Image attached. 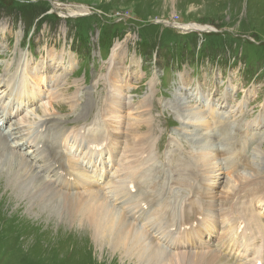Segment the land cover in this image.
I'll use <instances>...</instances> for the list:
<instances>
[{
	"label": "rangeland",
	"instance_id": "1",
	"mask_svg": "<svg viewBox=\"0 0 264 264\" xmlns=\"http://www.w3.org/2000/svg\"><path fill=\"white\" fill-rule=\"evenodd\" d=\"M196 23L211 28L186 31L181 27ZM115 48L117 54L113 56ZM14 75L24 76L41 98L27 103L25 97H17L14 81L8 88L0 83V101L16 116L7 129L18 119L24 138H13L10 143L26 141L22 149L13 151L3 146L5 153L0 152V264H151L130 248L110 250L111 245L102 243L91 231L89 221L67 212L63 199H42L40 194L45 189L35 185L41 177H49L34 174L35 168L30 167L33 162L25 154L36 149L37 142L32 140L37 136L33 130L39 127L36 123L48 119L50 128L66 129V149L78 157L81 165L121 179L124 173L118 164L112 165V157L104 147L97 146L92 167L86 160L89 148L68 144L75 135L84 144L94 129L101 130L102 122L109 127L106 102L115 90L120 89L123 102L130 104L122 109L124 119H119L125 133L112 143L118 151L125 148V134L139 124L144 127L142 133L146 129L152 132L153 153L158 157L148 165L159 173L155 177V171H151L146 180L151 189L142 182L140 191L151 193L155 180L162 177L163 186L171 190L166 197L173 195L168 202L172 201L173 210H177L173 220L184 216V207L192 198L188 189L174 182L176 161L179 154L182 160L199 157L207 147L199 149L201 140L221 148L232 142L245 148L241 156L233 150L230 155L218 157L220 165L211 180L203 181L213 184L209 195L213 203H218L216 211L222 208L216 198H229L233 193L225 192V184L235 182L229 176H249L252 167L264 169V0H0V79L11 80ZM14 98L19 112L14 109ZM143 100L148 108L136 109ZM179 102L195 111L203 109L208 121L196 122L185 106L178 107ZM87 104L89 108L85 110ZM41 106L47 107V114H43ZM218 113L232 126L233 139L223 136L219 124L212 125L218 123ZM238 123L241 126L235 128ZM101 132L104 137L105 130ZM215 132L223 142L214 136ZM238 135L241 144L235 141ZM22 155L30 165L15 163L14 159ZM143 157L147 156H142L145 163ZM37 159L34 165L40 163ZM249 161L254 163L245 170ZM231 163L242 164L237 175L224 172ZM144 165L147 170L148 165ZM26 170L34 174L29 184L23 181ZM261 176L264 178V172ZM69 191L75 190L65 186L55 192L63 195ZM107 192L110 195V189ZM260 199L253 209L264 219V196ZM213 219L216 233L221 235L218 215ZM163 222L146 229L138 222L137 229L146 233L143 242H149L151 232L159 244L166 242L172 257L176 247L189 240L185 237L176 242L169 227H162ZM55 238L58 243L53 242Z\"/></svg>",
	"mask_w": 264,
	"mask_h": 264
},
{
	"label": "bare ground",
	"instance_id": "2",
	"mask_svg": "<svg viewBox=\"0 0 264 264\" xmlns=\"http://www.w3.org/2000/svg\"><path fill=\"white\" fill-rule=\"evenodd\" d=\"M75 15L76 14H74V16ZM181 27L187 31L206 30L211 28V26H204L197 23L189 25L183 24ZM113 53V56L117 54L116 48L113 50ZM40 67L42 68V66ZM12 81H14L13 85H17V97H25V102L29 103L31 101L33 103L36 99L39 100L41 98L38 94L39 92L37 93L33 88L28 86L30 84H27L28 82L25 80L24 76L18 77V75H14L11 80H5V77L0 79V83L6 85L7 88L10 87ZM2 90L3 93L6 89ZM13 101L16 102V104H14V109H19V107H17L16 98H14ZM123 101L121 90L118 89L113 91L106 102L109 110L105 115L108 117L107 120L110 121V123H108L109 127L105 122H102L103 126L101 130L100 127L94 129L90 133V136L88 135L89 138L84 144L79 142L80 136L77 135L74 136V141L69 140L68 143L70 144L69 147L73 146V148H77V146L78 148H89L90 151L87 153L90 154V157L86 160L87 165L92 167L95 166L94 155L96 154L97 146L104 147L105 152L109 154L108 157H112V165L114 166V164H118L117 166H119L121 172L124 173V176L119 180H115L108 173L98 174V172H95L93 169L90 170V167L88 168L87 166L81 165L78 157L71 155L66 149V129L63 130L61 127L50 128L48 125V119L44 120L42 118L43 120L36 123L39 127L33 128V130L37 133V136H34L32 140H35V142L38 143V147L35 145V150H27L25 154L31 158L33 165L37 158L40 163L38 162V165L35 164L34 166H31L28 162V158L24 155L18 158L16 157L14 160L17 159L15 163L18 165L28 163L31 168L34 167V174H36V172L44 173L49 177L48 179L46 177H41L39 184L37 183L35 185V188H38L39 186L44 187L45 189V192L40 194L41 198L46 199L56 196L63 199V202L68 208L67 212L74 215L79 214L83 220L89 221L88 224L91 231H93L94 235L102 243H109L111 245L110 250L112 249L114 251L118 247L130 248L137 252L139 257L141 256L142 259L149 261L151 264H158L165 260H173L171 262L172 264H257L259 261L264 262V219L263 216H260V213L255 211L256 209H253V204L255 202L260 203L261 196H264V178L261 176L264 169L260 170L261 168H259L258 171L252 167L250 171H248L249 176L244 174L236 177L229 176L233 178L235 182L233 185L231 184L228 186L231 180L228 182L226 181L225 188L228 189H225V192L233 191V193L229 198L222 196L216 198L218 202L220 201L222 204V208L216 211L218 203H213V200H211L212 196L209 195L213 192V184L206 185L203 181H207L209 178L211 180L212 173H214L217 170L216 167H219L220 165L218 157L228 154L230 155L233 150H238V155L241 156L242 149L245 148L233 142L227 144L225 148H221L223 146H211V144L208 145V142L201 140L199 149L207 147L206 151H202L199 157H196L193 160H182L180 159L179 154V159L176 161L175 171L177 172V178L174 179V182L183 186L185 189H188L189 192L192 193V198L189 199L187 205L184 207V216L181 217L180 220H173L172 215L174 213L177 215V210H173L172 201L170 203L168 202V197L171 198L173 195L166 197L171 190H168L163 186V180H161L162 177L159 176L160 179L155 180L154 187L152 191L150 190L151 193L148 191L142 194V191H140V184L144 182L146 185V180L148 176L151 175V171H155L154 176L158 177V175H155L158 170L148 165V163L153 161L154 157H158L156 154L154 156L153 153L155 140L152 136V132L146 131V129L142 133L141 130L144 127L139 124L137 125V128L133 127L134 129H130L131 131L125 134V148L118 151L114 147V143H112L113 141H117L122 137V134L125 133V131L122 133L123 123L122 120L119 119L123 118L121 113L122 109H125V105L130 104V102ZM3 103L4 101H0V120H2V124L0 125V152L3 150V153H5L3 146L14 151V149L17 150L24 148L26 141H17L15 144L10 143V140L13 138L18 137L21 140L24 138L21 136L22 127L17 118V120L12 121L13 124L7 129L8 123L11 119H14L15 116L11 114L9 109H5L7 107H4ZM206 103H208V101ZM183 106H185L184 110L190 111L189 116L192 119H195L196 122L208 121L203 109L195 111L193 110L194 108H189L187 103H178L179 108ZM142 107L148 108L145 100H143L136 109ZM41 108L43 114H45L47 112V107L41 106ZM88 108L89 106L87 104L84 109L88 110ZM209 108L211 110L212 107L209 106ZM238 109V111H240V108ZM40 110V108L37 109V111ZM212 115L214 114L212 113ZM215 118L218 123H213L212 125L216 126L219 124L223 136L230 138L232 135L230 131L232 126H230L226 122L224 116H221L219 113L215 115ZM192 119L189 120L191 121ZM35 120L36 118L33 121ZM141 122H143V120ZM239 123L235 125V128L241 126ZM255 124L258 125L257 122H255ZM139 127H141V129L138 133ZM104 130L106 135L103 137V132L101 131ZM137 133L138 136L136 137ZM214 136L223 142V139L218 132H215ZM235 138H237L235 141H239V144H241L240 136H235ZM228 145H231V147ZM144 155L147 156L143 157L147 160L145 163L142 160V156ZM131 162H135L136 165L132 166ZM253 163V161H249L244 169H248ZM144 164L148 165L147 170H144L146 168ZM241 166L242 164L239 163H231V165L227 166V169L224 170V172L237 175L240 172L239 170L237 171V168L239 169ZM129 172L133 176L132 178H130L128 174ZM252 172L256 174H253ZM34 174L29 171L23 174L24 183L29 184L28 181ZM250 177L252 178L246 181L244 185L236 186L239 182L249 179ZM25 178H28V180ZM198 178L201 179L198 180ZM37 179L39 178L37 177ZM57 181L59 182L58 184L55 183ZM131 183L132 187L129 186ZM65 186H69V188L73 187L75 191H69L67 193L63 192V195L55 192L56 190L57 192H61ZM142 187L143 186H141V188ZM146 187L151 189L147 185ZM133 188H135V190H133ZM107 189H110V195L108 194ZM115 202H117V205H115ZM135 209H139V216L138 214L136 216V213L139 212H134ZM215 215H218L219 224H221L220 228L223 232L221 235H219V232L216 233L214 228L215 221L213 218ZM144 217L147 218V220H144ZM160 221H164L161 224L162 227H169V232L170 228L173 227L175 228L174 235L179 233L176 242H179L185 236H191L194 237V239L189 240L184 246L180 245L176 247L177 252H175V255L169 257L171 251L167 250V248L169 249L170 247L166 246V242L163 245L159 244L158 241H156V236H154L152 232L150 235L147 231L146 232L149 234V242L146 240L143 242V237L146 233L137 229L138 222H141L146 229L153 227L154 223ZM242 222L245 227L241 231L240 225ZM188 226L190 228H187ZM173 237L174 236H172V238Z\"/></svg>",
	"mask_w": 264,
	"mask_h": 264
},
{
	"label": "trees",
	"instance_id": "3",
	"mask_svg": "<svg viewBox=\"0 0 264 264\" xmlns=\"http://www.w3.org/2000/svg\"><path fill=\"white\" fill-rule=\"evenodd\" d=\"M10 215H11V214H8L9 218H10ZM13 219H14V221L16 222V219H15L14 217H13ZM60 241H61V240H60ZM53 242H54V243H58L59 241H57L56 238H55Z\"/></svg>",
	"mask_w": 264,
	"mask_h": 264
}]
</instances>
